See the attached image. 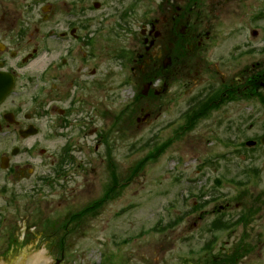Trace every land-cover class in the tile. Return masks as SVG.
I'll list each match as a JSON object with an SVG mask.
<instances>
[{
  "label": "rangeland",
  "instance_id": "rangeland-1",
  "mask_svg": "<svg viewBox=\"0 0 264 264\" xmlns=\"http://www.w3.org/2000/svg\"><path fill=\"white\" fill-rule=\"evenodd\" d=\"M110 4L109 1L108 5ZM107 41L110 44L113 42ZM101 48L102 50L112 49V46H108L104 41ZM115 61L112 55L101 57L100 60L101 66L104 68L108 66V70L115 67ZM130 64L124 69L126 74H117L111 70L109 73V89L112 91L118 89V83L123 75L137 79L135 83L132 82V85L127 84L123 90H120L121 96L125 99V107L132 100L137 88H142L144 84L140 78L142 73H135L137 65H134L132 69V64H135V61L132 60ZM176 86H180L181 89L182 83L173 86V90L178 88ZM91 95L99 100L104 97V93L99 92L95 87H93ZM185 98V96H181L179 102H176L172 107L167 105V100L161 102L158 117L147 123L141 124L136 121L139 112L131 117L126 114V121L121 123V128L117 127L118 121L111 127L114 122L111 118L95 117L93 121V127H96L95 132L85 138L86 141H90L89 144H92V150H81L74 153L75 160L64 165L65 173L62 175L61 190H49L45 186L47 192L43 195L44 197L37 196V200L28 201L29 204L15 202L14 206L7 207L4 231L11 225L13 212L19 208L23 212L25 207L36 210L35 203L39 201L48 202L44 210L49 216L54 217L58 212L56 220L60 222V226L62 222L69 219L73 212L87 206L91 200L98 196V192L102 188L101 184L107 180V147L112 150V158L116 166L119 167V172L127 175L131 168L148 154L152 147L151 142L163 143L173 139V143L158 160L150 162L137 175L136 179L123 190L121 196L108 202L103 211L98 215L86 217L84 220L69 223L68 230L60 228L56 231L52 242H49L48 238L44 239L45 233H50V228L43 231L42 234L40 232L44 229L38 223L36 229L26 232L25 241H21L24 238V233L15 234V239L20 242L16 246V251L10 250L9 253L6 251L10 245L8 234L5 239L0 238L2 264L5 257H8V261L12 260L13 253L49 249L64 256L70 264H98L102 256L99 248L106 246L109 247L108 251L110 250V252L119 251L121 254L134 252L137 254L135 255V264H183L187 261L185 259L196 261L199 258L211 264L216 250L214 251L213 247L211 251H207L204 249V245L213 236L208 225L214 218L213 210L216 203L220 202V200L213 199L218 194H224L227 201L230 200L232 204H235L237 201L235 195L240 191L231 182L215 184V178H225L226 176L229 179H249L248 185L245 186L247 192L243 191L247 195L243 204L244 207L250 206V204L257 205L259 211L253 217L251 223L254 225L253 229L250 226L249 230L246 228L245 230L249 232V241L255 243L259 240L262 241L264 237L262 235L264 233V149L244 150L241 147V144L246 140L256 138L264 132L262 107L253 104L254 117L249 118L245 115L247 109L244 104L226 105L213 117L204 120L198 128L181 135L179 133L181 122L178 120V115L185 108ZM107 106L112 112L116 111V108H120L118 102L113 98L107 100ZM225 113H228L227 116H224ZM143 115L144 113H142ZM102 133H107V136L103 137L100 147L96 149V144ZM175 133H179L176 138ZM235 146L237 150L235 154H229L231 148ZM168 161L170 164H174L175 161L186 162L188 170L184 174L185 176H182L185 179L183 182L178 177L179 172H165L167 171L166 166L169 164ZM199 162L203 169L202 173L205 175L202 174L200 182L192 186L186 180L188 177L196 176V166L199 165ZM250 168H258L259 174L255 177L252 174L242 177L244 172ZM176 173L177 176H175ZM86 182L89 186L88 191H83L84 193L79 195L76 189L82 187ZM200 189L205 194L203 198L197 197ZM196 197V204L204 202L206 206L204 207L203 220L198 223L199 226L194 227L192 224L198 220L197 215L200 212V209L192 210V204ZM3 203L0 202V204ZM225 203L222 202V204ZM58 204L59 206H57ZM181 215L182 220L173 228L163 231L156 229V227L161 229L162 226ZM21 222L23 225H29L26 215ZM51 222V219L45 221L42 227ZM135 236L138 238L134 240ZM60 238L67 244L57 248L55 244L57 245ZM118 242L119 245H117ZM101 250L104 252L102 264L127 263L125 257L116 258L114 262H111L108 253L102 248ZM248 258H251L248 260L249 264H264V256L259 247H256Z\"/></svg>",
  "mask_w": 264,
  "mask_h": 264
},
{
  "label": "flooded vegetation",
  "instance_id": "flooded-vegetation-1",
  "mask_svg": "<svg viewBox=\"0 0 264 264\" xmlns=\"http://www.w3.org/2000/svg\"><path fill=\"white\" fill-rule=\"evenodd\" d=\"M11 2L21 11L14 16L7 9L0 15V71L13 79L11 91L0 99V173L14 168L23 174L35 146L29 140L40 133L60 135L62 127H68L63 123L67 111L61 103L70 87L81 89V95L83 91L86 96L93 93L94 64L101 65V54L93 49L94 19L88 17V0H59L57 9L42 17L29 16L30 8L35 9L40 0ZM242 2L235 0L236 6L229 12L241 18L242 6L237 5ZM224 4L222 0H143L141 6L138 0H131L127 6L133 9L134 21L128 31L133 45L137 36L138 61L141 66L152 64L167 72L192 65L196 74L203 72L207 79L214 74L223 82L216 102L240 93L245 94L246 103L264 104V4L247 17L244 37L236 34L230 22V27H223ZM218 17L219 32H212ZM238 56L245 64H237ZM35 61L38 66L33 65ZM7 79L0 75V88ZM82 112L79 108L73 115Z\"/></svg>",
  "mask_w": 264,
  "mask_h": 264
},
{
  "label": "water",
  "instance_id": "water-1",
  "mask_svg": "<svg viewBox=\"0 0 264 264\" xmlns=\"http://www.w3.org/2000/svg\"><path fill=\"white\" fill-rule=\"evenodd\" d=\"M263 141H264V139H263ZM41 252H43V253H41ZM37 254H40V255L36 256ZM34 255H35V258H32L28 264H45L44 258H46V264H70L64 256L60 255L59 253H57L56 251H54L52 249L40 250V251H31V252L13 253V259L9 260V261H11V264H18V262H20V264H25L26 261L31 256H34ZM58 258H60V259H58ZM58 260H60V261H58Z\"/></svg>",
  "mask_w": 264,
  "mask_h": 264
}]
</instances>
